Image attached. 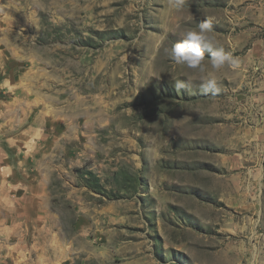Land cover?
Here are the masks:
<instances>
[{
	"label": "rangeland",
	"instance_id": "1",
	"mask_svg": "<svg viewBox=\"0 0 264 264\" xmlns=\"http://www.w3.org/2000/svg\"><path fill=\"white\" fill-rule=\"evenodd\" d=\"M0 264H264V0H0Z\"/></svg>",
	"mask_w": 264,
	"mask_h": 264
},
{
	"label": "clouds",
	"instance_id": "2",
	"mask_svg": "<svg viewBox=\"0 0 264 264\" xmlns=\"http://www.w3.org/2000/svg\"><path fill=\"white\" fill-rule=\"evenodd\" d=\"M173 7L180 9L185 0H171ZM205 52L209 54L212 69L219 71L225 67L236 70L240 67L241 60L231 51H225L219 46L216 36L213 33L211 23L205 19L195 28L184 32L179 42L172 44L168 50L169 58L177 65H185L190 69L204 71ZM176 92L189 91V84L181 79H174L172 83ZM200 91L204 95L216 96L221 88L215 75L209 74L200 85Z\"/></svg>",
	"mask_w": 264,
	"mask_h": 264
}]
</instances>
